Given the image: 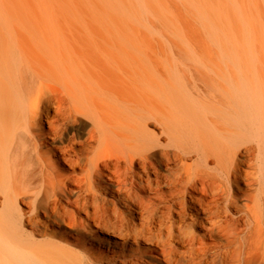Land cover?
Segmentation results:
<instances>
[{
    "label": "bare ground",
    "instance_id": "obj_1",
    "mask_svg": "<svg viewBox=\"0 0 264 264\" xmlns=\"http://www.w3.org/2000/svg\"><path fill=\"white\" fill-rule=\"evenodd\" d=\"M204 263L264 264V0H0V264Z\"/></svg>",
    "mask_w": 264,
    "mask_h": 264
},
{
    "label": "rangeland",
    "instance_id": "obj_2",
    "mask_svg": "<svg viewBox=\"0 0 264 264\" xmlns=\"http://www.w3.org/2000/svg\"><path fill=\"white\" fill-rule=\"evenodd\" d=\"M150 33H153V32H150ZM187 49H188V52H189V55H186L187 56V59L189 60V62L190 61L192 62V60L194 61V59H193L194 55L191 54L192 53L193 46H190ZM89 128H90L89 125L87 126L85 124H79L78 126H76L74 128V131L77 132V135H78V138L79 139L84 140V139L88 138ZM204 264H213V263H204Z\"/></svg>",
    "mask_w": 264,
    "mask_h": 264
}]
</instances>
